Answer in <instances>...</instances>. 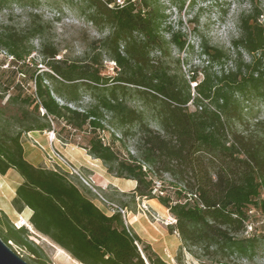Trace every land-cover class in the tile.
<instances>
[{
	"label": "trees",
	"instance_id": "16d2710c",
	"mask_svg": "<svg viewBox=\"0 0 264 264\" xmlns=\"http://www.w3.org/2000/svg\"><path fill=\"white\" fill-rule=\"evenodd\" d=\"M69 1L96 28L108 30L86 62L56 58L58 49L46 37L50 25L38 13H29L23 29L0 27V48L10 57L0 76V174L14 169L22 178L13 208L18 213L29 208L32 230L80 264H170L118 208L110 215L102 211L93 201L96 194L76 175L57 165H33L24 157L23 141L30 131L85 128L88 154L101 159L115 177L136 181L130 193H123L128 200L116 199L120 208L134 211L137 200L156 198L168 209L174 219L168 232L181 242L179 263L185 251L210 263L244 255L256 240L244 233L254 214L264 211V119L247 118L243 99L251 90L264 97V9L254 6L240 15L232 68L215 72L213 67L230 53L202 43L206 65L186 75L173 48L180 52L189 43L180 29L164 36L160 0H125L122 5ZM185 1L172 0L179 10ZM35 37L41 39L40 64L46 69L29 62ZM242 50L251 55L248 61ZM103 55L115 62V75L101 74ZM126 94L143 109L129 105ZM84 95L92 99L88 107H71L79 106ZM145 110L159 129L150 125ZM106 113L124 135L136 128L137 156L121 158L105 141ZM29 236L28 227H16L0 215L5 243L25 250L29 264H51Z\"/></svg>",
	"mask_w": 264,
	"mask_h": 264
},
{
	"label": "rangeland",
	"instance_id": "374dc122",
	"mask_svg": "<svg viewBox=\"0 0 264 264\" xmlns=\"http://www.w3.org/2000/svg\"><path fill=\"white\" fill-rule=\"evenodd\" d=\"M74 1L77 0H73V2ZM160 1L163 5V12L165 14V19L162 24L164 36L168 38L170 31L180 29L181 32L185 34L186 40L189 43V47L180 52H177V50L173 48L174 55L179 56L183 62L182 69L186 75H188L190 69H201L206 65L205 57L201 54L202 43L228 50L230 53L229 59L213 67L215 72H219L221 69L227 70L228 68H232L234 66L233 59L235 57L232 41L239 36L238 20L240 15L250 12L254 6H257L261 10L264 9V0H186L181 10H179L178 6L175 5L172 0ZM31 12L38 13L42 19L50 25L46 30V37L58 49L56 58L86 62L90 59V56H92V46L97 44L96 41L103 38L108 33V30H100L87 21L84 14H82L77 6L74 3L72 4L69 0H0V27L7 25L16 29H23L29 22V13ZM31 45L33 49L29 62L37 63L38 66H41L40 63H43V57L40 53L41 39L38 37L33 38L31 40ZM241 53L245 61L251 58V55L247 52L242 50ZM9 58L8 53L0 48V64L3 63V65L0 66V76H2L3 73L1 71L5 69L7 63L4 59ZM42 67L46 69L45 66L42 65ZM115 67V62L106 55L101 57L100 71L102 75H115ZM200 78L201 74L198 76V79ZM193 85H195V82L191 83V86ZM29 86L32 87L30 82L27 84V87ZM11 91L12 90L8 91V93ZM256 94V90H251L243 98L245 116L250 119H264V97L256 96ZM6 98L7 95L3 101H5ZM126 99L129 105L138 109H143L140 102L132 99L129 94H126ZM91 103L92 99L90 96L84 95L79 102V106L71 104V107L84 109ZM145 113L150 125L155 129H159L151 113L147 110H145ZM103 123L106 127L105 131L102 133L105 135V141H109L119 157L126 158L129 157V155H138L136 145L139 136L135 127H131L128 134L124 135L120 127H116L110 123L109 113L105 114ZM41 135H43V139L36 135V140L35 138H28L27 136V141H23V145L26 149L29 144L39 153L40 163H38V165L53 167L55 160L58 161L53 154V150L57 151L80 172L85 180L92 183L108 201L109 204L101 203L95 198L93 199L94 203L108 215L112 214L115 210V207L111 205V203L119 207V203L116 199H121L123 201L129 199V196L123 195V193H130L131 190L121 192L112 186L103 190L92 181L90 175L91 171L80 166L77 162L69 160L64 155V153L68 152L75 155L77 148H82L87 152L85 146L90 137V132L87 129L67 131L61 129V125L55 126V139L52 143L49 142L48 138L52 137L50 131H45L41 133ZM84 151L81 152L84 153ZM88 155H90V158H95L91 154ZM50 156H53L54 159H50ZM100 163L103 164L106 169L101 159ZM63 167L66 168L65 166ZM18 175L14 171H9L7 174L0 175V215L2 213L6 214L16 227L21 225L28 227L30 239L41 247L51 264H80L72 259L63 249L52 243L47 237L32 230L28 222L29 217L26 212L24 213L26 208L21 213H18L13 208L11 205V196ZM164 178L165 184H167L170 179L166 175ZM80 180L83 185H86L82 179ZM168 189L172 191L170 187ZM149 203L153 206H149L147 203L144 204L143 201L137 200L135 210L132 211L136 212V214L137 212L140 213L139 219L133 224L135 231L145 240L151 241L154 250L170 264H264L263 210L254 214L252 217V225L248 226L247 233H244L246 236L254 234L256 237L254 246L247 250L244 255L229 256L224 263H210L205 258H201L200 260L185 251L181 263H179L176 260L179 248L178 236L175 233L168 232L167 229V226L171 224L174 219L169 212L167 213L163 209L157 199L151 200ZM128 212V209H126L125 220L129 224ZM21 218L27 221V225L18 224ZM6 244L28 262V254L25 250L19 248L11 241H8ZM204 261H206V263H204Z\"/></svg>",
	"mask_w": 264,
	"mask_h": 264
},
{
	"label": "crops",
	"instance_id": "0c3cea01",
	"mask_svg": "<svg viewBox=\"0 0 264 264\" xmlns=\"http://www.w3.org/2000/svg\"><path fill=\"white\" fill-rule=\"evenodd\" d=\"M45 132V131H43ZM43 132H39V131H30L27 133L25 140L27 141V136L28 138H37V136H40L39 138L43 139V135H41V133ZM37 135V136H36ZM32 145L28 144V148L26 149L25 146L23 145L24 148V157L26 158V160H28L30 163H32L33 165H38V163H40V155L39 153L33 149L31 147ZM81 151H84V149L82 148H77L75 155L70 154V152L68 153H64V155L66 156V158H68L69 160L73 161V162H77L80 166H83L84 168L88 169L89 171H91L90 175H91V179L92 181L95 182V184L97 186H99L100 188H102L103 190H105L107 187L112 186L114 188H116L117 190L121 191V192H126L127 190H133L134 187L136 186V181L132 180V179H121L115 176L110 175L107 170L105 169V167L103 166V164L100 163V159L98 158H90V155H88V152L84 151V153H82ZM70 154V155H69ZM89 164V165H88ZM91 164V165H90ZM9 171H14L17 175L18 173L14 170V169H9L6 174ZM1 175V174H0ZM16 185L14 187V191L12 193L11 199L15 193V188L17 187V185L22 181V178L20 175H18L17 179H16ZM156 198L153 199H144L142 200L144 204H148L149 206H153L151 205V203H149V201H153ZM160 203V202H159ZM163 209L168 213V209L166 207H164L162 204H160ZM26 212V214L28 215V217L31 214V210L29 208H26V210H24V213ZM139 215L140 213L137 212H132L129 211L128 212V219H129V224L130 226L134 229L135 231V227H134V223L136 222V220L139 219ZM22 219V218H21ZM27 222V221H26ZM136 232V231H135ZM137 233V232H136ZM138 234V233H137ZM176 234V233H175ZM139 236V234H138ZM178 236V235H177ZM142 240H144L145 242L149 243L152 246L151 241H147L144 238H142L141 236H139ZM179 243H178V247L180 246V239L179 237L177 238ZM153 248V247H152ZM154 249V248H153Z\"/></svg>",
	"mask_w": 264,
	"mask_h": 264
},
{
	"label": "built area",
	"instance_id": "2783aa9c",
	"mask_svg": "<svg viewBox=\"0 0 264 264\" xmlns=\"http://www.w3.org/2000/svg\"><path fill=\"white\" fill-rule=\"evenodd\" d=\"M115 3L119 4V5H122L124 3L125 0H114ZM42 66V65H41ZM50 134L52 135V137H48L49 138V142L52 143V141L55 139V135H54V132L53 131H50ZM53 154L54 156L56 157V159H58V161L55 160V164L54 165H57L59 167H61L63 170L69 172L70 174L72 175H76L77 177H79L80 179L83 180V182L89 186L91 188V190L96 194L97 196V199L101 202V203H108V201L102 196V194L99 192V190H97L96 187H94L92 185V183L88 182L87 180H85L83 178V176L80 174V172L74 167L72 166V164L69 163V161H67L65 159V157H63L62 155H60L57 151L53 150ZM50 159L53 158V156H50L49 157ZM54 159V158H53ZM52 159V160H53ZM63 166H65L66 168H64ZM156 185L158 186L159 185V182H156ZM154 192H156V189L154 190ZM115 208H118V210L122 213L123 217L125 218V213H126V209L124 208H120V207H117L116 205L112 204ZM174 221V220H173Z\"/></svg>",
	"mask_w": 264,
	"mask_h": 264
},
{
	"label": "water",
	"instance_id": "95a60500",
	"mask_svg": "<svg viewBox=\"0 0 264 264\" xmlns=\"http://www.w3.org/2000/svg\"><path fill=\"white\" fill-rule=\"evenodd\" d=\"M0 264H29L0 238Z\"/></svg>",
	"mask_w": 264,
	"mask_h": 264
},
{
	"label": "bare ground",
	"instance_id": "6f19581e",
	"mask_svg": "<svg viewBox=\"0 0 264 264\" xmlns=\"http://www.w3.org/2000/svg\"><path fill=\"white\" fill-rule=\"evenodd\" d=\"M18 224H26L27 225V223H26V220L24 219V218H22V219H20L19 221H18Z\"/></svg>",
	"mask_w": 264,
	"mask_h": 264
}]
</instances>
